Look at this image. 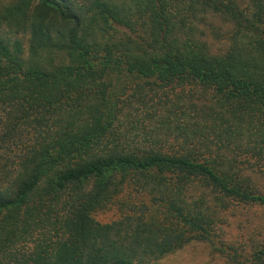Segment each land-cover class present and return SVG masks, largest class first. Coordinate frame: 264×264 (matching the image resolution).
<instances>
[{
	"label": "trees",
	"instance_id": "obj_1",
	"mask_svg": "<svg viewBox=\"0 0 264 264\" xmlns=\"http://www.w3.org/2000/svg\"><path fill=\"white\" fill-rule=\"evenodd\" d=\"M0 1V264H141L208 236L217 213L201 183L264 205L241 174L264 162V0ZM206 13L232 24L229 46L194 37ZM94 17L97 33L81 29ZM29 33L28 54L5 28ZM202 34V33H201ZM26 51V52H27ZM209 95L196 139L177 153L123 145L117 95L126 79ZM255 166V165H254ZM144 195L118 219L94 213L124 188ZM32 243V249L21 246ZM235 254V255H234ZM246 255V256H245ZM248 255V256H247ZM237 264H264V244Z\"/></svg>",
	"mask_w": 264,
	"mask_h": 264
},
{
	"label": "rangeland",
	"instance_id": "obj_2",
	"mask_svg": "<svg viewBox=\"0 0 264 264\" xmlns=\"http://www.w3.org/2000/svg\"><path fill=\"white\" fill-rule=\"evenodd\" d=\"M240 2L242 7L247 3L246 0ZM203 17L194 22L197 27L193 32L194 37L207 43L210 52H223L231 42L232 24L225 22L219 15L206 13ZM97 26L94 17L86 16L81 29L93 34L97 33ZM13 29L6 27L5 33L10 39H19L27 55L28 31L21 29L17 33ZM146 81L143 77L126 79L124 88L117 93L121 105L116 122L120 143L167 153H177L187 146L197 145L200 137L196 138L195 135L200 121L205 124L211 121L208 116L205 119L201 116L211 97L198 95L196 86L163 87ZM2 129H5V116L0 111V132ZM188 137L195 138L196 142L185 144V141H189ZM17 154L18 148L15 147L12 151L0 149V165L5 163L11 167L18 160ZM241 174L248 177L251 185L264 194V162L260 165H244ZM189 193L193 197H203L206 203L209 201V206L217 213L216 222L209 229L208 236L192 239L162 258L150 259L141 264H237L233 253L242 251L248 254L251 245L255 248L264 244V205L238 202L218 195L217 191L201 183L191 187ZM140 200L146 201V198L128 186L108 207L95 212L94 218L102 223L118 219L129 210V206H139ZM26 245L21 247L32 249V243Z\"/></svg>",
	"mask_w": 264,
	"mask_h": 264
}]
</instances>
